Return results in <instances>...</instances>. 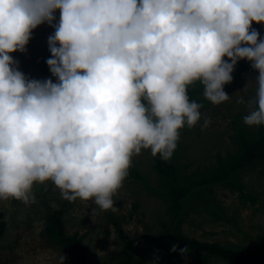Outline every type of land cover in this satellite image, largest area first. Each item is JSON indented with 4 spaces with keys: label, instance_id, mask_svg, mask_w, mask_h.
Instances as JSON below:
<instances>
[{
    "label": "clouds",
    "instance_id": "clouds-1",
    "mask_svg": "<svg viewBox=\"0 0 264 264\" xmlns=\"http://www.w3.org/2000/svg\"><path fill=\"white\" fill-rule=\"evenodd\" d=\"M253 22L264 24V0H0V199L34 202V182L51 181L65 200L117 211L133 155L170 160L180 130L200 121L188 87L227 101L240 60L259 72L244 122L264 125V38ZM44 23L55 29V83L30 79L11 55Z\"/></svg>",
    "mask_w": 264,
    "mask_h": 264
},
{
    "label": "rangeland",
    "instance_id": "rangeland-1",
    "mask_svg": "<svg viewBox=\"0 0 264 264\" xmlns=\"http://www.w3.org/2000/svg\"><path fill=\"white\" fill-rule=\"evenodd\" d=\"M59 22L60 13H55ZM260 38L264 24L253 22ZM54 27L44 23L32 31L24 53L11 55L19 70L30 79L47 80L39 66L51 58L48 38ZM259 72L247 60L238 61L232 82L224 85L229 99L219 105L204 97L199 82L195 102L201 119L196 126L180 130L173 154L180 188H191L188 198L176 206L168 197L169 185L155 169L150 149L134 154L132 164L140 178L128 175L114 195L117 211L100 210L92 200H65L53 182H34V202L0 199V221L6 230L0 240V264H78L56 239L51 215L61 213L67 232L82 240L90 264H231L219 257L196 256L176 247L167 239L178 234L196 241L222 247L264 253V161L230 171L243 151V136L254 139L260 126H249L244 117L256 109ZM243 98V103L239 100ZM210 120L203 127L204 120ZM226 174L225 179L207 185L204 180ZM264 264V263H258Z\"/></svg>",
    "mask_w": 264,
    "mask_h": 264
},
{
    "label": "trees",
    "instance_id": "trees-1",
    "mask_svg": "<svg viewBox=\"0 0 264 264\" xmlns=\"http://www.w3.org/2000/svg\"><path fill=\"white\" fill-rule=\"evenodd\" d=\"M47 60H43L40 63L39 69L41 74L49 77L56 82V78L52 76L49 67L46 63ZM198 85L193 84L188 87L187 94L190 101H195L198 96ZM257 108V106H256ZM260 135L254 139L243 136V151L231 167L230 171H237L246 167L252 166L258 162L264 161V125H260ZM175 152V151H174ZM174 154V153H173ZM173 157V156H172ZM155 169L159 175L168 183L169 192L168 197L172 202L179 206L182 202L188 198L191 188H180L177 184L176 170L177 166L171 158L168 161H164L160 158L159 154L155 157ZM130 174L132 177L136 176L140 178L138 171L134 165H131ZM227 175L222 174L209 179L204 180L199 185H207L217 183L225 179ZM51 223L55 228L56 239L65 251L70 254L78 264H90L83 250L82 240L75 236H71L65 227L63 216L61 213L51 215ZM6 230V223L0 221V240L3 238ZM166 239L176 247L180 249H187V251L193 253L196 256L210 255L219 257L231 264H258L264 263V253L255 254L247 250H241L236 248L222 247L219 245L196 241L178 234H168ZM133 244L129 247V258L125 262L120 264H132L133 262Z\"/></svg>",
    "mask_w": 264,
    "mask_h": 264
}]
</instances>
